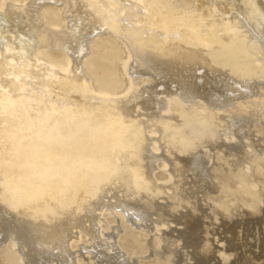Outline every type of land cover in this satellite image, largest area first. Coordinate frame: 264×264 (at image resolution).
<instances>
[{
    "label": "bare ground",
    "instance_id": "6f19581e",
    "mask_svg": "<svg viewBox=\"0 0 264 264\" xmlns=\"http://www.w3.org/2000/svg\"><path fill=\"white\" fill-rule=\"evenodd\" d=\"M102 32L131 51L128 95H97L83 71ZM0 52V246L24 264H138L106 212L170 264H264V0H4Z\"/></svg>",
    "mask_w": 264,
    "mask_h": 264
},
{
    "label": "rangeland",
    "instance_id": "374dc122",
    "mask_svg": "<svg viewBox=\"0 0 264 264\" xmlns=\"http://www.w3.org/2000/svg\"><path fill=\"white\" fill-rule=\"evenodd\" d=\"M12 1H19V3H23L27 0ZM45 4L42 5L45 7H39L40 9H38V13L41 12L39 14L44 18L45 21L53 22L57 25V27L63 28L65 26V20L62 12H59L60 7L58 5L55 6V4L53 3H47V5ZM3 5L4 0H0V7L2 8ZM57 7L59 8L57 9ZM230 15H232V12ZM240 38L241 37L236 36V39ZM40 47L41 45L36 48L35 54L40 57L43 63L54 68L58 67L59 69L69 68L71 61L67 56L65 57V54L62 53L61 50L59 52V50L56 48L43 49L41 47L42 49H40ZM131 58L132 55L128 46L121 39L116 38L112 34L110 35L109 33L106 34V32H102V34L100 33V35L92 37V40H90L89 43V51L82 62V68L86 76L89 78L91 87L94 92L97 95H102L101 97L105 96L106 98H116L119 96L121 97L132 92L133 82L129 75ZM257 110L262 111V119L260 117V120H256L253 122L252 130L254 133L252 138H254L253 141L255 140L257 146L261 148V153L264 157V110H261V108L259 107L257 108ZM147 133H149V136L154 138V141H152L150 148L151 151L155 152V150L158 149L157 147H159V143L157 142V144L155 142V138H158L159 134L153 135L152 129H148ZM256 135L258 138H256ZM158 152H160V150ZM158 161L159 162H157V169L154 172V177L158 182L160 180L159 183H167L168 180L169 183L171 180L168 172L165 170V163L161 159H159ZM250 186L251 188L259 189V186L255 181L250 182ZM120 218L121 219H117L113 214L107 215V213L104 212L102 231L109 232L114 225L121 224L119 226H121L122 228L124 226V230L119 234L117 241L123 250L125 249L127 252H129V254H135V256L138 257V264H170L169 261H167L168 259L162 257L159 258L156 255L154 256V254L149 251L146 245L147 243L145 242L150 238V236L148 237L149 234H146L147 232L139 230V228H137L135 225L133 226V224L128 219H124L122 215ZM131 225L133 228L131 227ZM153 240L152 242L154 246H158V240L156 238H153ZM81 243L85 245L89 243L88 239H86V234L82 231L80 232L79 238L75 239L72 242V246L74 249H76L80 246ZM1 245L0 264H24L20 253L15 247V242L13 240L7 239L2 242ZM151 254L153 255L151 256ZM79 260L82 262L84 261L81 255Z\"/></svg>",
    "mask_w": 264,
    "mask_h": 264
}]
</instances>
